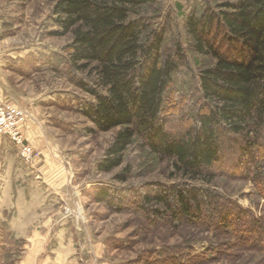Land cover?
Listing matches in <instances>:
<instances>
[{
    "label": "trees",
    "instance_id": "trees-1",
    "mask_svg": "<svg viewBox=\"0 0 264 264\" xmlns=\"http://www.w3.org/2000/svg\"><path fill=\"white\" fill-rule=\"evenodd\" d=\"M156 1L53 3L55 30L49 35L70 37L63 48L68 72L92 79L75 82L93 99L78 106L90 123L86 132L116 130L95 169L104 174L119 170L113 179L125 183L132 169L126 154L132 149L166 162L169 178L181 182L147 183L131 195V207L149 219L150 228L203 227L216 233L236 216L243 222L241 228L234 225L239 246H262L264 252V219L245 213L244 220L235 213L236 205L209 187L219 173L236 177L240 172L264 199V0H220L214 7L206 3L189 10L187 45L212 62L198 69L196 107L177 129L170 126L167 104L174 76L187 60L181 46L172 54L163 51L165 30L153 28L144 14ZM53 57L43 56L34 65L56 72ZM125 192L100 186L92 201L121 211L129 205ZM3 235L11 237L6 223L0 224V239ZM182 257L178 246L151 252L135 264H181Z\"/></svg>",
    "mask_w": 264,
    "mask_h": 264
},
{
    "label": "rangeland",
    "instance_id": "rangeland-1",
    "mask_svg": "<svg viewBox=\"0 0 264 264\" xmlns=\"http://www.w3.org/2000/svg\"><path fill=\"white\" fill-rule=\"evenodd\" d=\"M54 1L0 0V56L7 59L8 68L17 72L16 76H27L20 79L13 77L16 86L14 94L11 93L12 98L26 100L22 106L21 103H15L11 96L5 101L18 105L24 114L23 120L25 104H32L44 113L47 120L44 130L52 140V153L55 148L57 155H60L57 158L62 159L63 166L74 178L73 183L70 180L69 184L74 197L69 194L72 192L71 187L67 192L69 201L70 198L73 200L69 210L77 215L78 221L72 220L78 233L85 236L90 254L93 245H98L103 249L104 259H108L111 264H120L122 261L135 264L140 258H147L151 252L177 249L179 246L183 252L181 264H198L200 260H204V264H264L262 246L259 249L242 244V247L235 240L234 225L236 229L243 227L242 221L239 226L234 219L236 216H233L228 227L216 233L205 231L203 227H149V219L131 207L134 203L131 195L138 194L147 183L159 182L168 186L181 182L178 177L169 178L170 169L166 162L143 157L132 149L126 154L125 160L132 164V169L125 183L113 179L119 170L108 174L96 171V162L116 130L91 135L86 132L90 123L78 113V106L93 99L79 89L75 82L85 80L90 83L92 79L68 72L63 48L69 43L70 37L49 35L55 30L50 17ZM218 2L220 0H157L144 8L151 26L165 30L163 51L172 54L176 46H181L187 60V65L179 68L175 74L174 86L170 90L167 112L171 128L177 129L189 122L199 97L196 86L198 69L212 62L210 58L196 55L188 47L185 17L195 5L209 3L214 7ZM52 55L58 57H53L56 72L41 70L34 65L41 57ZM24 69H28V72L24 73ZM60 152L63 153L62 157ZM100 186L126 191L123 198L129 204L127 209L114 211L93 202L94 189ZM209 187L236 205L238 209L235 213L244 216V220L247 217L245 213L253 219H264V199H261L257 185L249 177L242 176L240 172L236 173V177L219 173ZM66 203H62L60 210L62 217L69 219L64 205ZM23 244L9 235H3L0 239V264H21L17 257L21 254Z\"/></svg>",
    "mask_w": 264,
    "mask_h": 264
},
{
    "label": "crops",
    "instance_id": "crops-1",
    "mask_svg": "<svg viewBox=\"0 0 264 264\" xmlns=\"http://www.w3.org/2000/svg\"><path fill=\"white\" fill-rule=\"evenodd\" d=\"M13 71L8 68L7 59L0 56V101L12 98L16 86L13 77L27 78L16 76ZM22 71L26 73L28 69ZM12 99L21 106L26 101ZM23 108L25 118L20 129L38 154L34 162L24 164L17 148L0 137V224L6 223L11 237L24 243L20 263L111 264L98 245H93L90 254L86 238L78 233L74 221L62 217L60 207L67 202L73 175L57 158L60 155L55 148L52 153V140L44 130L47 122L44 113L32 104ZM60 154L62 157L63 153Z\"/></svg>",
    "mask_w": 264,
    "mask_h": 264
},
{
    "label": "built area",
    "instance_id": "built-area-1",
    "mask_svg": "<svg viewBox=\"0 0 264 264\" xmlns=\"http://www.w3.org/2000/svg\"><path fill=\"white\" fill-rule=\"evenodd\" d=\"M23 115L24 114L18 105L9 101H0V137L7 138L12 145L17 148L19 156L24 164H32L37 157V154L26 143L20 132V125L24 117ZM70 187L72 192H69V194L74 197L73 188L72 186ZM72 202L73 200L71 201L70 198V201L68 199L65 204L67 207V214H65L77 222V215L69 210V208L71 209Z\"/></svg>",
    "mask_w": 264,
    "mask_h": 264
}]
</instances>
